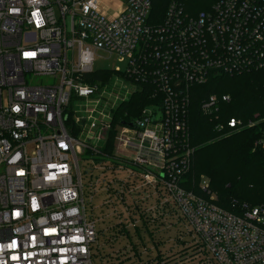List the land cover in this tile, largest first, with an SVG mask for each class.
Returning a JSON list of instances; mask_svg holds the SVG:
<instances>
[{
  "label": "built area",
  "instance_id": "1",
  "mask_svg": "<svg viewBox=\"0 0 264 264\" xmlns=\"http://www.w3.org/2000/svg\"><path fill=\"white\" fill-rule=\"evenodd\" d=\"M154 2L0 0V264H94L98 231L78 161L86 151L109 161L103 169L127 170L122 194L138 183L161 195L156 211L178 213L200 262L264 264V204L237 214L216 204L209 183L203 195L185 187L192 89L264 69V0H173L161 21ZM98 51L127 61L112 83L92 79ZM145 88L151 104L104 153L118 107ZM230 101L211 95L201 111L216 117ZM255 125L231 118L217 130ZM128 243L98 264L185 263L146 260Z\"/></svg>",
  "mask_w": 264,
  "mask_h": 264
},
{
  "label": "trees",
  "instance_id": "2",
  "mask_svg": "<svg viewBox=\"0 0 264 264\" xmlns=\"http://www.w3.org/2000/svg\"><path fill=\"white\" fill-rule=\"evenodd\" d=\"M172 1L155 0L153 15H157L158 21ZM101 78L99 73L92 77ZM192 90L189 122L190 142L195 152L185 187L203 195L199 182L206 176L209 190L217 197L216 204L237 214L244 204L251 207L264 204V151L257 144L264 139V69L235 76L219 75L207 85ZM149 92V88L138 90L118 107L104 153L113 155L118 126L135 121L142 109L151 104ZM211 95L231 97L230 102L221 103L216 117L201 111L202 103ZM231 118L244 123L254 121L256 125L224 136L217 125ZM142 218L146 233L155 239L156 231L150 230L146 217Z\"/></svg>",
  "mask_w": 264,
  "mask_h": 264
},
{
  "label": "rangeland",
  "instance_id": "3",
  "mask_svg": "<svg viewBox=\"0 0 264 264\" xmlns=\"http://www.w3.org/2000/svg\"><path fill=\"white\" fill-rule=\"evenodd\" d=\"M114 9L112 7L111 11ZM118 68L123 72L127 69V61H122L121 56L105 51L96 53L95 73L102 74L112 83L113 72ZM126 85L129 90L132 88L130 83H126ZM103 159L101 155H95L90 151L78 155L83 174L86 210L88 216L96 221L98 246L101 247L98 248L97 244L94 246V264L101 261L100 257H108L110 253L129 245L128 242H132L146 260L165 255L174 258L181 257L180 260L183 259L182 263L185 262L184 264H204L200 261L203 257L206 258L205 254L202 252L196 254L193 250L190 245L192 237L186 234L187 227L183 225L182 219L177 217L178 213L174 212L170 206L166 209L164 216L161 215V212L157 213L156 206L161 201V195L159 196L151 189H140L138 183L133 187L130 185L129 190L131 191L126 189L124 190L125 194H122L119 191L120 183L118 181L122 179L128 182L129 173L125 169L113 172L108 167L101 168L107 165L106 162H109H102ZM205 183H209V179L203 176L199 185ZM91 197H93L92 200ZM170 208L171 213L168 212ZM141 214H146L150 230L156 231L155 239L146 233Z\"/></svg>",
  "mask_w": 264,
  "mask_h": 264
},
{
  "label": "water",
  "instance_id": "4",
  "mask_svg": "<svg viewBox=\"0 0 264 264\" xmlns=\"http://www.w3.org/2000/svg\"><path fill=\"white\" fill-rule=\"evenodd\" d=\"M131 126H134V124H130Z\"/></svg>",
  "mask_w": 264,
  "mask_h": 264
}]
</instances>
